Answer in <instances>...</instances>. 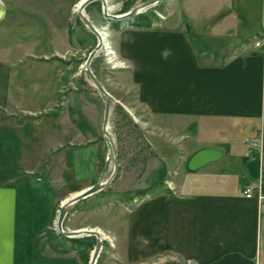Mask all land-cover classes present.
I'll use <instances>...</instances> for the list:
<instances>
[{"label":"crops","instance_id":"obj_1","mask_svg":"<svg viewBox=\"0 0 264 264\" xmlns=\"http://www.w3.org/2000/svg\"><path fill=\"white\" fill-rule=\"evenodd\" d=\"M19 1L0 0V24L27 22L20 20ZM203 3L182 0L180 6L195 21ZM233 6V0L213 3L205 35L230 33L222 29L239 21ZM111 42L123 64L119 84L126 93L134 89L147 116L142 127L158 129L175 146L163 159L178 164L170 168L168 193L143 200L126 214L125 225L108 229L116 247L110 260L264 264V21L253 41H233L236 52L223 63L201 61L181 28L121 25ZM22 46L19 40L0 48V264H83L72 250L48 254L40 237L55 225L58 203L96 184L102 142L79 105L65 104L76 121H54L55 79L67 87L66 72L57 73L52 56H23ZM241 131L253 136L247 151L236 137ZM205 146L227 153L189 173L187 161ZM62 184L81 188L71 186L60 197ZM246 188L253 198H246Z\"/></svg>","mask_w":264,"mask_h":264},{"label":"rangeland","instance_id":"obj_2","mask_svg":"<svg viewBox=\"0 0 264 264\" xmlns=\"http://www.w3.org/2000/svg\"><path fill=\"white\" fill-rule=\"evenodd\" d=\"M148 1L150 0H107V3L111 14L121 15ZM233 1V9L239 21L236 24L227 23L226 29L222 30L230 29V33H226L218 39H213L209 34H205L208 22L212 18L213 3H222V0H204L202 10L193 14L195 21H190L189 16L181 8L182 0H163L161 4L143 11L140 19L136 16L126 22H110L105 19L101 2H94L87 7V16L101 29L102 33L107 34L108 43H103V48L91 67L102 85L113 97L109 131L115 142L119 166L107 188L88 197L70 210L64 228L65 230L68 228L80 230L92 227V229L101 232L107 246L103 248L97 264H115L110 260V250L116 252L115 241L107 233L108 229L116 224L125 225L126 214L143 200L164 192L168 193L171 181L170 168L178 164L177 161L171 162L163 159L165 153L177 151L175 146L165 143L164 136L158 129L142 127V122L147 119V116L135 102L134 89L126 93L119 84V71L123 68V64L111 42L112 31L121 25L136 27L137 19L141 23L149 20L152 27L160 29H185L191 35L201 61L223 63L236 52L232 47L233 41L239 40L238 44L253 41L258 36L259 28H262V21H264V0ZM80 2L81 0H20L18 3L23 11L20 20L27 22H22L19 25L15 23L19 20L16 18L15 22L0 24V48L10 46L20 40L23 44L21 49L23 56L30 51L31 55L35 57L52 56L55 69L59 71L57 73L60 74L61 70L66 72L67 82L62 85L67 87H61L55 79V89L60 92L55 91L57 105H55L54 121L67 124L78 119V114L71 110L67 111L65 104L71 108L76 105L85 108L84 117L87 125L91 124L97 129V139L102 142L101 176L110 153L102 133L105 102L103 96L84 72L88 55L98 41L78 16L77 10ZM190 3L191 1L188 2V5ZM30 11L31 13H25ZM209 44L213 47L221 44L224 46L212 48ZM112 49L114 55L111 54ZM67 100L68 102L65 103ZM80 118L82 119V116ZM128 119L137 126V129L132 128L131 124L127 122ZM236 137L239 146L244 151L250 147L253 148L252 134L241 131ZM114 168L115 158L112 156L104 178L105 182L111 178ZM185 172L187 175L189 174L187 171ZM99 179L100 177L97 182ZM67 186L66 184L57 186L60 197L68 193L69 189H72L71 186L81 188V186L72 184ZM79 192L69 194L66 199ZM140 192H144V195ZM59 206L61 207V203L57 205L58 209L55 214L57 216L60 210ZM40 238L44 239L45 246H48V254H61L72 250L71 253L83 264H90L97 242L95 237H81L77 238L81 240L80 242L73 241V239L61 236L55 225ZM120 260L118 258L117 264H123Z\"/></svg>","mask_w":264,"mask_h":264},{"label":"water","instance_id":"obj_3","mask_svg":"<svg viewBox=\"0 0 264 264\" xmlns=\"http://www.w3.org/2000/svg\"><path fill=\"white\" fill-rule=\"evenodd\" d=\"M94 2H101L102 3V13L103 17L107 20H110V22H126L131 20L132 18L138 16L143 11L147 9H151L163 2V0H150L148 2H145L143 4H140L130 10L127 13L121 14V15H114L110 13L109 5L107 3V0H81L80 6L77 10L78 16L80 20L83 22V24L88 28V30L94 34L97 38V45L95 48L89 53L88 58L84 65V72L88 76V78L91 80L93 85L96 87L98 92L103 96L104 102H105V108H104V118H103V125H102V133L104 136V140L109 148V157L107 158V162L105 163V166L102 170V174L100 176L99 181L94 184L93 186L77 193L71 198H68L65 200L60 207L58 217L55 222V228L58 231V233L61 236H64L69 239L73 238H81V237H95L97 242L96 246L92 252L90 264H97L98 260L101 256V253L103 251L104 246V238L99 230L95 229H80V230H65L64 228V221L66 217L68 216L70 210L77 205L78 203L84 201L88 197L95 195L101 191H103L105 188L108 187L110 181L113 179V177L116 175L118 170V159H117V153H116V147L115 142L111 136L110 133V118H111V109L113 104V97L112 95L105 89V87L102 85L100 80L97 78L95 73L92 70V63L94 59L98 56V54L101 52L103 48L104 40L101 36V29H99L87 16L86 9L89 5H91ZM227 150L224 147H214V146H205L197 150L187 161L186 163V170L189 173H196L202 168L219 162L223 157L226 155ZM114 156L115 158V168L114 172L110 179H108L106 182L104 181V178L106 176L109 162L111 160V157Z\"/></svg>","mask_w":264,"mask_h":264},{"label":"trees","instance_id":"obj_4","mask_svg":"<svg viewBox=\"0 0 264 264\" xmlns=\"http://www.w3.org/2000/svg\"><path fill=\"white\" fill-rule=\"evenodd\" d=\"M128 11V10H127ZM140 15V16H139ZM138 15V18L140 19V17H142V14H139ZM139 19H137L138 20V22H137V24L135 25L136 27H139V28H151L152 27V25H151V22L149 21V20H145V22H140V20ZM121 110V109H120ZM127 122L129 123V124H131V126H132V128L133 129H137V126L136 125H134L129 119L127 120ZM141 194H143L144 195V192H140ZM160 193V192H159ZM143 195H140V196H143ZM157 195H159V194H157ZM73 241H77V242H80L81 240H78L77 238H73Z\"/></svg>","mask_w":264,"mask_h":264},{"label":"built area","instance_id":"obj_5","mask_svg":"<svg viewBox=\"0 0 264 264\" xmlns=\"http://www.w3.org/2000/svg\"><path fill=\"white\" fill-rule=\"evenodd\" d=\"M256 45H257V46H260V43H257ZM111 54L114 55V51H113V49H112V53H111ZM244 194H245L246 198H248V199L253 198V195H254V193H253V189H252V188H246V190L244 191ZM259 197H260V196H259Z\"/></svg>","mask_w":264,"mask_h":264},{"label":"bare ground","instance_id":"obj_6","mask_svg":"<svg viewBox=\"0 0 264 264\" xmlns=\"http://www.w3.org/2000/svg\"><path fill=\"white\" fill-rule=\"evenodd\" d=\"M81 3V2H80ZM80 3H79V5H78V8H79V6H80ZM102 38H103V40H104V42H106V43H108V41H107V34H104V33H102ZM106 40V41H105ZM105 46V45H104ZM105 48V47H104Z\"/></svg>","mask_w":264,"mask_h":264}]
</instances>
